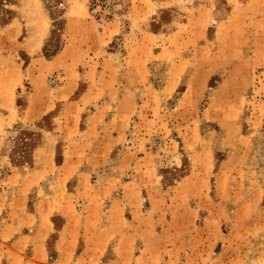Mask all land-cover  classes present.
<instances>
[{"label":"rangeland","instance_id":"obj_1","mask_svg":"<svg viewBox=\"0 0 264 264\" xmlns=\"http://www.w3.org/2000/svg\"><path fill=\"white\" fill-rule=\"evenodd\" d=\"M0 20V264H264V0Z\"/></svg>","mask_w":264,"mask_h":264},{"label":"crops","instance_id":"obj_2","mask_svg":"<svg viewBox=\"0 0 264 264\" xmlns=\"http://www.w3.org/2000/svg\"><path fill=\"white\" fill-rule=\"evenodd\" d=\"M35 240H38V236H34ZM33 239V240H34ZM162 255L160 253L157 254L156 259L161 258ZM45 256L44 254L41 256V260H44ZM111 261V260H110ZM116 261V260H114ZM34 264H45V262H33ZM58 264H97L98 262H55ZM1 264H4L1 263ZM104 264H169V262H165V259H163L162 262H104Z\"/></svg>","mask_w":264,"mask_h":264},{"label":"trees","instance_id":"obj_3","mask_svg":"<svg viewBox=\"0 0 264 264\" xmlns=\"http://www.w3.org/2000/svg\"><path fill=\"white\" fill-rule=\"evenodd\" d=\"M1 21V20H0Z\"/></svg>","mask_w":264,"mask_h":264}]
</instances>
